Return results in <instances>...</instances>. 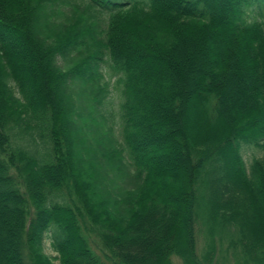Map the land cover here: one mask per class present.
Here are the masks:
<instances>
[{
	"label": "trees",
	"instance_id": "16d2710c",
	"mask_svg": "<svg viewBox=\"0 0 264 264\" xmlns=\"http://www.w3.org/2000/svg\"><path fill=\"white\" fill-rule=\"evenodd\" d=\"M258 150L264 0H0V264H264Z\"/></svg>",
	"mask_w": 264,
	"mask_h": 264
},
{
	"label": "rangeland",
	"instance_id": "374dc122",
	"mask_svg": "<svg viewBox=\"0 0 264 264\" xmlns=\"http://www.w3.org/2000/svg\"><path fill=\"white\" fill-rule=\"evenodd\" d=\"M105 69L109 72V73H113V71L111 70L110 67H105ZM120 76H116L113 78L112 80V85H111V88L113 90V93L111 95V98H112V103L111 105L109 106V109L115 114L116 116V119H117V122H121V118H120V113H121V108H120V103L122 102V95H123V92H122V89H123V85L120 84ZM119 127V125L117 126ZM252 153V154H251ZM249 157L247 156V160L249 161L251 159V157L254 155L253 152H249L248 153ZM255 154L259 157H263L264 156V151H260L258 150L257 152H255ZM97 246V245H95ZM94 249L96 250L97 248L94 247ZM45 251L47 254L49 255H54L56 256L57 253L51 248V240L50 239H47L46 242H45ZM56 264H60L59 261H56ZM175 264H182L181 261L177 258H175Z\"/></svg>",
	"mask_w": 264,
	"mask_h": 264
}]
</instances>
